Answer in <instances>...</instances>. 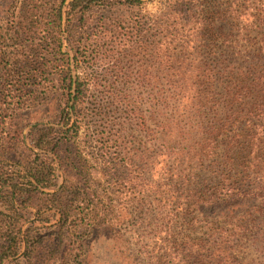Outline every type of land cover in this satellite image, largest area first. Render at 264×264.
I'll list each match as a JSON object with an SVG mask.
<instances>
[{
    "label": "trees",
    "instance_id": "16d2710c",
    "mask_svg": "<svg viewBox=\"0 0 264 264\" xmlns=\"http://www.w3.org/2000/svg\"><path fill=\"white\" fill-rule=\"evenodd\" d=\"M162 1V14L120 20L114 37L90 14L144 0H8L0 7V264H83L80 253L67 255L74 228L115 224L117 205L136 197L169 203L184 218L198 205L220 209L217 220L205 219L206 236L193 237L190 226L171 241L170 263L264 264V0ZM145 26L153 32L149 55L166 76L154 82L150 115L128 100L125 112L137 115L155 153L127 145L136 138L107 119L113 107L98 104V164L71 156L68 144L82 127L80 105L91 86L125 101L117 82L88 76L83 62L111 57L116 47L134 50ZM83 29L93 31L84 36ZM206 51L215 62L203 60ZM51 95L60 100L56 125L16 120ZM185 113L195 119L194 132L181 125ZM206 160L217 179L199 188ZM134 178L137 191L129 196ZM101 180L111 184L104 194ZM251 234L261 263L236 255Z\"/></svg>",
    "mask_w": 264,
    "mask_h": 264
},
{
    "label": "rangeland",
    "instance_id": "374dc122",
    "mask_svg": "<svg viewBox=\"0 0 264 264\" xmlns=\"http://www.w3.org/2000/svg\"><path fill=\"white\" fill-rule=\"evenodd\" d=\"M7 2L8 0H0V7ZM162 8V0H144V3L136 8L126 9L121 7L114 9L110 6L101 7L90 14V16H92L91 18L95 16V18H101L106 28L111 30L108 35L114 37V26L120 20L134 21L145 18L146 21H149L154 14H162ZM83 30L85 31L84 36L88 32L93 31L92 29ZM151 33H153L151 29L145 26L142 33L143 37H141V41L137 42V48H134V50L130 46L127 47L128 51H123L122 48L116 47L117 50L113 51L111 57H99L91 65L83 62V65H85L83 70L88 73V76L97 77L101 80V83L117 82L116 88L120 93L125 94V101L114 102L108 100L101 91L103 90L102 86H91L89 93L83 98V102L80 105L84 117L82 127L78 137L75 138V143L68 144V151L71 156H77L78 153L85 160H89L88 164H98L96 160L102 154V150L99 147L100 144L94 141L92 134V128L97 126L95 122L102 116L98 114L99 110L97 111L95 108L98 104L113 107L114 113L112 114L111 112L112 115L109 114L107 119L116 121V126L122 128L129 138H136L135 143L131 145L128 143L127 145L134 147L137 152L149 148L155 153L157 146L148 141L145 133L139 129L137 115L131 108L128 109L129 114L125 112L128 100V104H133L137 106L136 108L140 106L150 115L154 82L159 76L161 81L166 76L165 72H162V66H159L155 58L149 55L150 50L148 48H151L150 44L153 39ZM64 50L68 51V48ZM242 56L244 58L248 57L246 53H243ZM81 58H83L82 55ZM202 58L204 61L215 62L214 54L210 51L203 52ZM239 65H242L241 61H239ZM117 69L118 71H116ZM75 72L78 71L75 70ZM58 104H60L58 96L51 95L45 103L31 110L23 111L22 116L16 120L24 124L40 121L56 125L59 120ZM115 106H118V108H115ZM172 112L174 110H169L168 115ZM179 118L182 120L181 125L184 128H190L192 132L195 131L193 129L194 117H189L185 113ZM28 126L23 127L24 132H26ZM167 163L169 164V162ZM201 166L203 168L197 173V186L199 188L203 187L204 181H206L211 187L214 185L213 181L217 179L213 173L215 166L212 165L210 160H206ZM158 170L160 172L159 168ZM147 176L150 181L159 178L151 174H147ZM121 179L122 181L126 180L124 178ZM99 182L101 184L98 191L104 194L107 187L111 186V184L103 180ZM136 183L137 180L135 178L130 180L132 188L126 189L129 196H131L132 189L137 191ZM134 194L132 192V195ZM135 200L134 202H122L117 205L116 218L113 221L115 224L105 223L91 227L88 223L80 222L74 228L76 234L66 240L71 249L70 253L67 254L68 257L72 258L73 254L80 253L83 264H174L173 262L170 263L173 257L170 254L169 256L166 255L170 250L171 241L181 240L182 236L187 234L190 226H192V233H194L193 237L195 235L200 236V234L206 236L205 231L203 232L205 219L217 220L216 216L220 212L218 207L215 208L212 205H198L197 209H193L195 212L193 211L190 217L184 218L181 216V210H172L173 206L169 203L159 204L151 197L146 199L136 197ZM178 212L180 216L174 218L176 219L174 221L173 217ZM253 236L251 234L244 240V245L236 250V255L244 262L250 261L253 263L254 261L261 263L263 255L252 243V240H254ZM175 264H178V261ZM179 264L196 263L193 260H187V262Z\"/></svg>",
    "mask_w": 264,
    "mask_h": 264
},
{
    "label": "water",
    "instance_id": "95a60500",
    "mask_svg": "<svg viewBox=\"0 0 264 264\" xmlns=\"http://www.w3.org/2000/svg\"><path fill=\"white\" fill-rule=\"evenodd\" d=\"M74 74H75V72L73 71V75H74ZM74 76H75V75H74ZM74 90H75V89H73V92H74ZM73 96H74V95H72V97H73ZM71 102H72V101H71Z\"/></svg>",
    "mask_w": 264,
    "mask_h": 264
}]
</instances>
